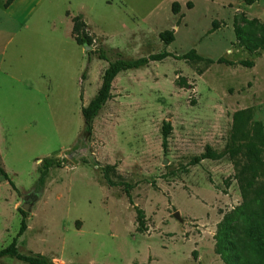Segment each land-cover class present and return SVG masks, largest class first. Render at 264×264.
I'll list each match as a JSON object with an SVG mask.
<instances>
[{"label":"rangeland","instance_id":"obj_1","mask_svg":"<svg viewBox=\"0 0 264 264\" xmlns=\"http://www.w3.org/2000/svg\"><path fill=\"white\" fill-rule=\"evenodd\" d=\"M11 12L26 29L0 36V167L15 188L0 176V249L23 212L18 252L52 264H264L250 254L264 241V0H28ZM191 50L200 60L180 58ZM101 52L170 57L120 72L86 134ZM206 152L217 157L195 161ZM44 158L65 163L37 193Z\"/></svg>","mask_w":264,"mask_h":264},{"label":"trees","instance_id":"obj_2","mask_svg":"<svg viewBox=\"0 0 264 264\" xmlns=\"http://www.w3.org/2000/svg\"><path fill=\"white\" fill-rule=\"evenodd\" d=\"M13 0H5L3 7L6 8L12 3ZM250 1V0H249ZM171 12L173 14H176L179 12V3L173 2L171 4ZM75 26L73 28V33L75 35V42L77 45H82L83 47H88L91 45V38L87 36L85 31L82 28V24H77V21H74ZM159 39L165 44L169 45L173 42L174 36L173 32L170 30L163 31L159 33ZM99 59L104 60L107 63V67L105 68L102 79H101V86L97 92V94L94 96L92 100L85 106L81 108V116L83 118V124H84V133L88 134L91 130V124L93 119L97 116L99 111L101 110L102 106L105 104V102L110 98V89H111V83L114 80V78L123 71L127 70H133L138 69L140 67L145 66L149 61H161L165 59L166 57H170V54L167 52H163L156 55H151L148 58H139L135 60H126L122 59L121 57H118L117 59L113 61H109L106 56L101 52L99 54ZM181 59H199L200 57L195 53L194 50H191L188 54H185L180 57ZM248 111L241 110L238 112H235L233 114V121H234V127L236 132H240V130L244 127L243 123L246 122L248 117ZM169 126L166 125L164 127L163 137L165 138L168 134ZM258 135L260 136L259 141L262 145H264V140L261 137V132L258 130ZM242 138V135H241ZM244 139V138H243ZM240 139V140H243ZM247 147V146H246ZM248 148V147H247ZM249 152H254V150H251L248 148ZM257 156V154H255ZM217 155L212 152H206L202 156L195 158V161H199L201 159L205 158H216ZM65 160L58 159V158H44L40 161L39 164V174L35 181V190L37 193H40L42 190L43 184L45 179L47 178L49 172L52 169H58L62 168L64 166ZM0 176L3 178L4 181L8 183V185L15 190L13 183L7 176V174L3 171V169L0 167ZM254 178V176L251 177V180ZM241 182V181H240ZM251 185L250 182H247L246 185L243 186V188H247ZM22 216L20 221V226L18 229V232L15 236V238L12 239L10 244L0 249V261L2 258H12L16 261L22 262L24 264H52L49 260H47L45 257L41 255H22L17 250V239L24 233L26 230V224H25V213H20ZM257 245L250 248V254L251 256L260 257L264 261V241L259 238Z\"/></svg>","mask_w":264,"mask_h":264},{"label":"crops","instance_id":"obj_3","mask_svg":"<svg viewBox=\"0 0 264 264\" xmlns=\"http://www.w3.org/2000/svg\"><path fill=\"white\" fill-rule=\"evenodd\" d=\"M27 1L28 0H13L9 6H7L6 8L3 7V9L1 10L3 13L1 12L2 18L0 21V36H3L4 38L3 46H5L6 44L12 41V38L17 31L26 29V25H24L23 22H21L18 17L12 16L11 11L12 9H14L15 11L16 6L25 4ZM2 53L3 51H0V55ZM26 88L28 87L26 86ZM0 162H1V158H0Z\"/></svg>","mask_w":264,"mask_h":264},{"label":"water","instance_id":"obj_4","mask_svg":"<svg viewBox=\"0 0 264 264\" xmlns=\"http://www.w3.org/2000/svg\"><path fill=\"white\" fill-rule=\"evenodd\" d=\"M83 49H84V50H88V49H89V47H84ZM28 207H29V205H28V204H22V206H21V208H22L23 210H27V209H28Z\"/></svg>","mask_w":264,"mask_h":264}]
</instances>
